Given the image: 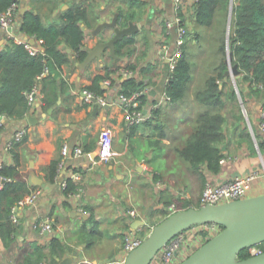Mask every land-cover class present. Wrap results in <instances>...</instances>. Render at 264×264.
<instances>
[{"label":"crops","instance_id":"0c3cea01","mask_svg":"<svg viewBox=\"0 0 264 264\" xmlns=\"http://www.w3.org/2000/svg\"><path fill=\"white\" fill-rule=\"evenodd\" d=\"M74 1L77 0H17L16 21L8 33L0 30V45L9 35L28 37L18 32L25 10L39 12L45 21H53L59 18L60 10L67 8ZM142 1L144 3L141 16L132 20L139 24V30L125 36L131 37L132 41L121 48V53H116L115 48L117 57H113L110 49L106 48L101 57H96L86 64H81L83 60L63 64L61 71L68 88L59 95L55 106L45 111L42 106V94L37 95L36 100L30 104L31 108L27 115L22 118L4 119V125L0 127V163H14L13 154L5 149V144L18 127L25 125L27 132L15 146L21 158L18 178L25 180L30 188L22 197L33 190H38L39 193L34 204L18 207L14 241L5 246L0 237V264H24L23 255L27 251H32L35 246L46 248L53 235L61 237L72 249L59 257L55 256L54 263L49 258H43V264H60L65 257H72L71 264H123L122 260L126 256L123 249L125 233L130 232L135 236L142 233L143 236L140 237L144 238L154 224L170 213L182 209L185 203H198L199 195L207 182L230 179L231 174L235 172L245 174L256 170L259 174L252 180L248 195L264 193V182H260L264 181L261 178L264 168V132L260 129L259 116L262 105L246 90L245 101H242L238 94L243 124L234 129L229 126L228 133L231 134V139L227 145H222L225 155H232L233 160L221 164L218 172H212L205 163L194 169L178 154L176 147L183 145L181 142L188 137L194 115L204 109L203 105L202 108L198 105L200 103L193 99L194 86L199 84L202 75L195 78L196 82L192 78L188 99L183 98L179 101L182 103L187 99L190 102L188 106L191 114L187 113V122H180V126L173 129H163L161 114L173 102L170 98L165 99L162 96L166 92L165 83L170 72L167 60L161 58L160 54L161 44L170 41L171 38L164 24L173 14L175 6L174 0ZM185 1L188 5L182 18L187 28L185 17L193 14L195 3L193 0ZM109 7L98 19L92 21L91 25L82 23L85 31L82 47L86 51L102 38L110 36L111 30L108 29L111 28H106L99 34H91V30L99 22L108 20V16L111 19L116 12L107 14ZM21 8H24L23 12L20 11ZM184 47L186 48V45ZM129 64H136L138 68L150 66L144 73L134 71V76L143 80L140 88L146 90L144 101L141 99L146 116L138 124L130 123L123 118V109L117 98L120 82L124 79L123 76L118 77L117 71ZM107 73L112 82L107 87L103 85L108 105L85 103L82 100V89L90 85L97 74L105 76ZM209 74L211 73L208 72ZM225 75L231 82L233 81L232 86L237 91L236 76L232 77L227 73ZM96 104L98 108L95 107ZM158 108L159 111L154 114V110ZM30 115L34 116V123L29 120ZM103 127H109L113 131V154L106 161L97 160L96 156L99 133ZM243 127L249 132V135L244 137ZM65 142L71 147H82L84 153L73 156L70 152L63 158L60 148ZM174 152L177 153L175 159ZM142 153L147 159L141 156ZM55 158H59V161L62 159L64 163L55 178L50 180L47 178L45 166ZM157 161H161L164 167L158 166ZM73 172L78 173L80 177L79 181L73 182L86 188L87 193L81 202L69 200L60 187V181L63 178H70ZM171 204H174V210L169 208ZM112 206L116 208L117 219L114 225H108L101 212ZM128 209L136 210V216L129 215ZM89 214H93L99 221L97 232L91 231L90 228H81L83 222L89 224L87 222ZM63 217H67L68 221ZM45 218H49L53 225L49 232L33 226ZM72 219L80 222V227L74 232L70 231V228L76 225V222L70 221ZM139 220L145 223L140 224ZM197 228L191 235L195 240L201 237L200 243L192 241L196 248L203 243L204 238H208L203 227ZM78 230L89 234L91 246L86 245L89 236L81 237V232L77 234ZM185 231L188 232V229ZM98 250H106V254L98 255Z\"/></svg>","mask_w":264,"mask_h":264},{"label":"trees","instance_id":"16d2710c","mask_svg":"<svg viewBox=\"0 0 264 264\" xmlns=\"http://www.w3.org/2000/svg\"><path fill=\"white\" fill-rule=\"evenodd\" d=\"M13 2L17 0H0V12ZM143 3L142 0H103L97 3L94 0H77L60 10L59 18L53 21H45L39 12L25 10L18 32L34 38L35 41L41 39V48L31 53L24 41H16L13 36H7L6 41L0 45V114L8 118H22L27 115L31 108L27 93L35 87L42 94L45 111L55 106L59 95L68 88L61 71L62 65L74 60L81 61L87 54L82 47L85 36L82 23L91 25L110 6L107 14L118 11L119 22L124 25L128 20L141 16ZM229 3L230 0H198L192 13L197 22L209 25L218 6L223 4L229 10ZM131 41V37L118 41L116 53H121V48ZM222 48H225L224 44ZM228 48L232 52L231 62L239 70L235 78L237 91L232 84H228V77L224 73L227 64L224 63L217 67L220 70L207 75L202 85L197 84L193 99L203 105L204 109L195 115L183 145L176 147L178 154L194 169L201 163H205L212 172L221 169L219 159L225 154L222 145H227L231 139L228 128L231 126L234 129L243 124L238 94L245 101L246 90L264 107V0H233ZM129 67L137 73L150 69V66L138 68L136 64H129ZM191 68L188 51L184 47L182 57L178 59L165 83V91L171 101L179 102L185 96L187 85L193 78ZM45 69L47 72L42 75ZM108 75L97 74L93 82L85 88L96 96L104 95L105 88L100 81ZM142 85L143 80L139 77L129 76L121 80L119 91L129 94ZM144 98L145 94L141 96L142 102ZM158 111L159 108L155 109L154 114ZM245 135H249V132L243 127L242 136ZM18 142H13L8 149L13 154L14 163L0 165V176L3 178L0 187V237L5 246L14 241L17 227L10 218L11 208L30 190L26 181L18 178V167L21 163L20 154L15 147ZM259 146L261 147V143ZM58 163L59 158H55L45 166L48 179L52 180L57 175ZM75 189L76 184L71 178H67L64 194L67 196ZM189 206L197 207L198 203H185L183 208ZM87 222L89 224L83 222L81 228H90L95 232L99 230V221L93 214H89ZM90 239V236L86 239L87 246L92 244ZM258 245L264 250V241ZM44 247L35 246L32 251H27L22 258L24 264H37L43 262V258H49L54 263L55 256L59 257L72 249L61 237L55 235L50 238L46 248ZM249 256L251 254L248 247L242 248L238 253L241 259ZM150 264H153V259Z\"/></svg>","mask_w":264,"mask_h":264},{"label":"built area","instance_id":"2783aa9c","mask_svg":"<svg viewBox=\"0 0 264 264\" xmlns=\"http://www.w3.org/2000/svg\"><path fill=\"white\" fill-rule=\"evenodd\" d=\"M198 0H193V3ZM188 5L185 0H174V12L173 14L165 20V27L167 33L171 35L170 41H164L161 45V58L167 60V67L169 72H172L175 68L177 61L180 57H182L184 53V46L186 45V34L187 28L184 24L182 14ZM18 4L17 2H13L6 10L0 12V30L6 31L8 33V28L12 29L13 24L16 21V10ZM11 31V30H10ZM12 36V35H9ZM16 41H24L25 45L29 49L31 53H34L38 49L41 48L40 44L42 42L41 39L35 41L33 43L29 42V37L23 38L21 36H13ZM47 69L42 74H46ZM118 77L123 76V78L133 76L135 74L134 70H132L129 66H122L119 68ZM40 77V76H39ZM104 87L110 85L111 78L105 77L102 80ZM146 92L145 88H139L134 90L133 92L126 94L123 92H118V101L123 109V118L133 124H138L145 119L146 113L144 112L141 106V96ZM37 95L41 96L40 90L38 87L33 88L31 91L27 93L28 102L32 104ZM165 99H169V95L164 92L162 95ZM82 100L85 103H97L100 106H105L108 103L106 98V94L96 96L88 89H82ZM260 116V129L264 132V107L259 109ZM5 115L0 114V126L4 125ZM27 132V127L25 125L18 127L13 133L11 139L7 140L5 144V149H9L13 142L20 141L23 136ZM113 131L109 127H103L99 133V144L96 152L97 160L106 161L111 158L113 154ZM61 156L65 158L66 156L71 154L73 156H80L84 153L82 147L74 146L71 147L68 142H65L61 145L60 148ZM234 157L232 155H225L219 159L221 164L233 160ZM64 161L62 159L59 161L57 166V171L59 172ZM1 165V163H0ZM57 172V174H58ZM259 173L254 171H249L245 174L237 175L230 179L221 180V181H213L207 182L203 187L199 198H198V206L205 205L207 203L218 204L225 201H229L232 199H238L248 196V191L251 186L252 180ZM264 174V168H263ZM70 178L74 181H79L80 177L78 173L73 172L70 174ZM3 178L0 176V187L2 185ZM160 185V182H158ZM67 186V178H63L60 181V187L64 191ZM38 190H33L26 194L24 197H21L11 208L10 218L14 223L18 222L17 210L19 206L24 204H34L36 198L38 197ZM86 188L84 185L79 184L76 185V189L67 194L69 200L82 201L86 195ZM197 206V207H198ZM170 209L174 210V204L169 206ZM127 213L131 216H136V210L128 209ZM203 225V230L206 231V236L209 238L215 233H217L221 226L216 222L205 223ZM34 227H39L43 231H50L53 227L52 222L49 218H45L37 223L33 224ZM194 227V226H193ZM186 230V229H185ZM181 231L177 235H175L172 239L166 242L158 253L153 258V264H178L185 258V251L187 248L185 233L187 231ZM188 238V237H187ZM142 237L135 236L132 233H125L123 236V249L127 254L131 249L137 247L142 242ZM259 244V243H258ZM258 244H254L248 247V250L251 255L258 254L262 252V247ZM125 259V258H124ZM122 260V262L124 261ZM38 264H43V262H39Z\"/></svg>","mask_w":264,"mask_h":264},{"label":"water","instance_id":"95a60500","mask_svg":"<svg viewBox=\"0 0 264 264\" xmlns=\"http://www.w3.org/2000/svg\"><path fill=\"white\" fill-rule=\"evenodd\" d=\"M232 8L233 0H230L228 28L231 23ZM20 11L23 12L24 8H21ZM106 28H111L108 29L111 30L110 36L102 38L87 51L82 65L96 57H101L106 48L110 49V54L113 57H117L115 44L123 37L138 31L139 24L130 19L126 24L121 25L116 11L111 19L99 22L91 30V34H99ZM8 30L10 31L11 28ZM29 42L33 43L34 38L30 37ZM67 50L70 51L69 48ZM231 60L232 52L227 46L225 73L235 77L239 74V70ZM107 105L108 103L105 106ZM95 107L98 108V105L96 104ZM33 117L29 116L31 123H34ZM240 174V172H235L231 174V178ZM75 213L81 214L80 212ZM212 222L220 224L222 228L207 238L178 264H264V250L247 258L238 257L242 248L264 241V193L248 195L218 204L207 203L198 207L189 206L170 213L154 224L142 242L126 254L123 264H150L161 247L179 232L196 225ZM139 223L145 222L139 220ZM71 262L72 257H65L60 261V264H71Z\"/></svg>","mask_w":264,"mask_h":264},{"label":"rangeland","instance_id":"374dc122","mask_svg":"<svg viewBox=\"0 0 264 264\" xmlns=\"http://www.w3.org/2000/svg\"><path fill=\"white\" fill-rule=\"evenodd\" d=\"M108 19H110V16H108ZM185 20H186V25L188 28V32L186 34V37H187L186 48L188 51V59L191 61V64H192L191 71H192V74H194L193 81L196 82V79L198 78V76L202 75V78H199V85H202L204 83L205 77L208 75V72L215 73L216 70H220L217 67H220V65L223 63L226 64L225 56H226L227 46H228L227 36H228V32L231 26V23H230L229 28L227 27L228 9H226V7L223 4H220L215 12L212 23L209 25L203 24L201 22H197L193 14H188L185 17ZM223 44L225 45L224 49L222 48ZM197 70H199L198 71L199 74L195 73ZM224 73H225V70H224ZM232 82L228 78V84L230 85L232 84ZM189 84L187 85L185 96L183 98L188 99L187 94H188V90L190 87ZM195 87L196 86H194V89ZM187 99H185L186 101H182V103L172 101L173 103L169 104L168 108L163 111V113L161 114V116L163 117V124L161 127L163 129L165 130H169L170 128L173 129L174 127L180 126L179 125L180 122H184V121L187 122L186 115L187 113L191 114L190 106H188V103L190 104V102L187 101ZM198 105L203 108L202 105L200 104ZM189 125H191V122L188 123V126ZM185 140H183L181 144L184 143ZM176 154L177 153L174 152V159H175ZM141 156H144L146 158V156L143 153L141 154ZM157 165L164 167V165L161 164V161H157ZM263 176H261V178L264 180ZM260 182H264V181H260ZM101 214H102V218L105 219L108 225L115 224V221L117 219L116 218L117 213H116L115 206L109 207L107 210L102 211ZM63 219L65 221H68L67 217H63ZM70 221H73V219ZM73 222H76V225L75 226L73 225V227L70 228L71 232L76 231L80 227L79 221H73ZM66 225H67V222H66ZM197 227H203V226L196 225L194 228H188V232L185 233L186 243L188 244L186 251H185V257L189 255L196 248L194 247V244L192 242L195 239L191 235L194 234L195 230L197 231L198 229ZM79 230L77 234H80L81 232V237L87 238L89 236L88 233H85ZM138 235L143 236L142 233H139ZM200 238H201L200 236L197 237V240H195V243H200L201 241ZM105 251L106 250H98L97 253L98 255H105L106 254Z\"/></svg>","mask_w":264,"mask_h":264}]
</instances>
